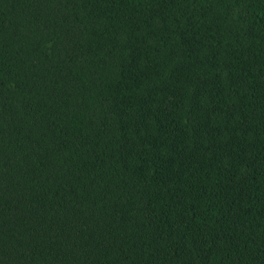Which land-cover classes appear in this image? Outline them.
Here are the masks:
<instances>
[{"label":"trees","instance_id":"trees-1","mask_svg":"<svg viewBox=\"0 0 264 264\" xmlns=\"http://www.w3.org/2000/svg\"><path fill=\"white\" fill-rule=\"evenodd\" d=\"M0 264H264V0H0Z\"/></svg>","mask_w":264,"mask_h":264}]
</instances>
